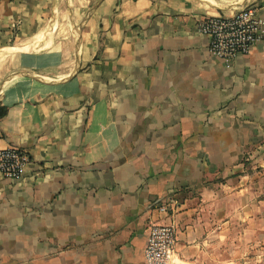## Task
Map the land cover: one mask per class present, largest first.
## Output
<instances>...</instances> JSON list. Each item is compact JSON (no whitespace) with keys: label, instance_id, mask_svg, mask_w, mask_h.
<instances>
[{"label":"crops","instance_id":"1","mask_svg":"<svg viewBox=\"0 0 264 264\" xmlns=\"http://www.w3.org/2000/svg\"><path fill=\"white\" fill-rule=\"evenodd\" d=\"M81 1L93 5L67 78L0 98V149L30 158L0 173V264H146L171 197L168 264H191L211 223L264 180V34L223 61L196 23L247 5L264 20V0ZM58 5L0 0V46L41 34Z\"/></svg>","mask_w":264,"mask_h":264},{"label":"rangeland","instance_id":"2","mask_svg":"<svg viewBox=\"0 0 264 264\" xmlns=\"http://www.w3.org/2000/svg\"><path fill=\"white\" fill-rule=\"evenodd\" d=\"M92 5L59 0L57 15L41 34L20 41L11 39L0 46V55L4 54L0 98L14 91L21 95L41 92L67 78L77 54L81 18ZM61 26L64 30L57 33ZM255 183L251 195L239 199L242 205L237 212H227L224 220L217 217L211 223L200 245L203 250L191 264H264V180L257 178ZM245 184L250 185V180Z\"/></svg>","mask_w":264,"mask_h":264},{"label":"built area","instance_id":"3","mask_svg":"<svg viewBox=\"0 0 264 264\" xmlns=\"http://www.w3.org/2000/svg\"><path fill=\"white\" fill-rule=\"evenodd\" d=\"M196 30L207 39L211 57L231 61L250 52L257 39L264 34V20L256 7L247 5L230 17L205 15L197 21ZM29 160L28 154L18 148L0 149V173L18 177ZM155 208L168 221L150 223L143 258L146 264H168L173 259L177 240L173 220L178 211L176 197L167 198Z\"/></svg>","mask_w":264,"mask_h":264},{"label":"bare ground","instance_id":"4","mask_svg":"<svg viewBox=\"0 0 264 264\" xmlns=\"http://www.w3.org/2000/svg\"><path fill=\"white\" fill-rule=\"evenodd\" d=\"M58 19V18H57ZM64 29H63V27L61 26V27H59L58 28V30H57V33H60V32H62ZM54 33V32H53ZM35 34V33H34ZM35 36V35H34ZM34 36H33V38H34ZM38 36V35H37ZM56 36V35H55ZM47 41H49V40H47ZM54 43V42H53ZM26 44V43H25ZM2 56H4V54L3 55H0V63L2 62ZM7 60V59H6ZM174 261V260H173ZM173 264H181L178 260H175V262H173Z\"/></svg>","mask_w":264,"mask_h":264},{"label":"trees","instance_id":"5","mask_svg":"<svg viewBox=\"0 0 264 264\" xmlns=\"http://www.w3.org/2000/svg\"><path fill=\"white\" fill-rule=\"evenodd\" d=\"M5 110H6V107H2L1 108V113L3 114L5 112Z\"/></svg>","mask_w":264,"mask_h":264}]
</instances>
